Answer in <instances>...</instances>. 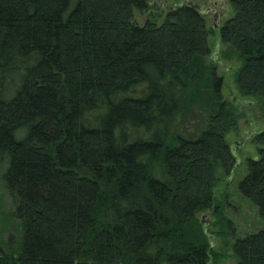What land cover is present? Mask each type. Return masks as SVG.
Wrapping results in <instances>:
<instances>
[{
	"label": "trees",
	"instance_id": "trees-1",
	"mask_svg": "<svg viewBox=\"0 0 264 264\" xmlns=\"http://www.w3.org/2000/svg\"><path fill=\"white\" fill-rule=\"evenodd\" d=\"M184 1L139 25L151 0H0V180L23 226L0 264H214L198 215L236 166L238 117ZM230 2L220 39L264 109V0ZM253 143L239 189L264 224V131ZM232 250L264 264V225Z\"/></svg>",
	"mask_w": 264,
	"mask_h": 264
},
{
	"label": "rangeland",
	"instance_id": "rangeland-1",
	"mask_svg": "<svg viewBox=\"0 0 264 264\" xmlns=\"http://www.w3.org/2000/svg\"><path fill=\"white\" fill-rule=\"evenodd\" d=\"M183 2L185 1L151 0L150 9L137 12L135 20L139 25L152 18H157L162 23L169 7ZM195 4L203 11L211 31V51L207 64L215 66L218 76L223 78V98L233 104L238 117V128L226 137L236 157V166L227 174L221 169L218 170L219 182L214 190L216 203L211 209L200 213L198 219L218 255L213 263L235 264L232 247L236 239L252 234L264 225L258 207L239 189L241 180L247 175L249 159H259V147L253 143V138L264 131V109L259 100L245 97L238 90L236 74L242 61L228 51L227 45L220 39L221 27L235 15L230 0H198ZM11 212V200L0 180V240L5 253L10 249H18L16 245L23 232L22 224L12 217Z\"/></svg>",
	"mask_w": 264,
	"mask_h": 264
},
{
	"label": "water",
	"instance_id": "water-1",
	"mask_svg": "<svg viewBox=\"0 0 264 264\" xmlns=\"http://www.w3.org/2000/svg\"><path fill=\"white\" fill-rule=\"evenodd\" d=\"M191 4H193L198 10H200L202 13H203V11L201 10V8L198 6V5H196L195 3H192V2H190ZM173 7V6H172ZM214 27V26H213Z\"/></svg>",
	"mask_w": 264,
	"mask_h": 264
}]
</instances>
